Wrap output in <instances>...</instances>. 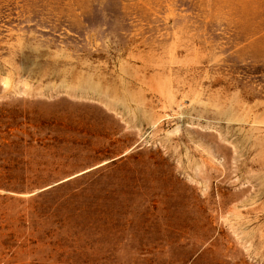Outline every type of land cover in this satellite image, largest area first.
<instances>
[{
    "label": "rangeland",
    "instance_id": "obj_1",
    "mask_svg": "<svg viewBox=\"0 0 264 264\" xmlns=\"http://www.w3.org/2000/svg\"><path fill=\"white\" fill-rule=\"evenodd\" d=\"M0 264H264V0H0Z\"/></svg>",
    "mask_w": 264,
    "mask_h": 264
}]
</instances>
